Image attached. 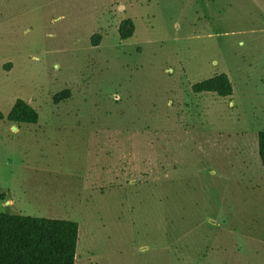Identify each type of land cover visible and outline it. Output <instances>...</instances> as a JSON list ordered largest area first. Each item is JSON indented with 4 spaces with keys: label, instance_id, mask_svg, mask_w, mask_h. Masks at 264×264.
Wrapping results in <instances>:
<instances>
[{
    "label": "rangeland",
    "instance_id": "374dc122",
    "mask_svg": "<svg viewBox=\"0 0 264 264\" xmlns=\"http://www.w3.org/2000/svg\"><path fill=\"white\" fill-rule=\"evenodd\" d=\"M221 74L231 97L193 93ZM19 99L39 122L0 121V213L78 223L75 264H264V0H0Z\"/></svg>",
    "mask_w": 264,
    "mask_h": 264
},
{
    "label": "trees",
    "instance_id": "16d2710c",
    "mask_svg": "<svg viewBox=\"0 0 264 264\" xmlns=\"http://www.w3.org/2000/svg\"><path fill=\"white\" fill-rule=\"evenodd\" d=\"M134 23L127 19L119 27L122 41L134 35ZM101 40L100 35L91 39L93 46ZM194 94H215L220 98L233 95V85L226 74L199 82L192 86ZM69 91L54 98V103L69 99ZM13 125H36L39 114L24 100H17L4 119ZM258 154L264 168V132L258 134ZM79 225L73 221L26 217L0 213V264H75Z\"/></svg>",
    "mask_w": 264,
    "mask_h": 264
},
{
    "label": "crops",
    "instance_id": "0c3cea01",
    "mask_svg": "<svg viewBox=\"0 0 264 264\" xmlns=\"http://www.w3.org/2000/svg\"><path fill=\"white\" fill-rule=\"evenodd\" d=\"M12 204V202L10 203V205Z\"/></svg>",
    "mask_w": 264,
    "mask_h": 264
}]
</instances>
